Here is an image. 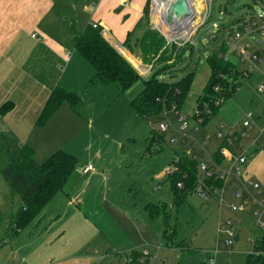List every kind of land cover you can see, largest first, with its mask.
Returning <instances> with one entry per match:
<instances>
[{
    "label": "rangeland",
    "instance_id": "1",
    "mask_svg": "<svg viewBox=\"0 0 264 264\" xmlns=\"http://www.w3.org/2000/svg\"><path fill=\"white\" fill-rule=\"evenodd\" d=\"M240 2L248 6H240ZM211 8L208 19L226 17L229 20L258 10L259 2L212 0ZM87 12H83V17ZM79 23L76 19L73 25L78 32L82 29ZM222 23L226 22L222 20ZM213 30L208 22L201 25L192 36L194 41L190 48L177 56L172 70L163 71L159 76L161 80L175 81L195 71L192 88L182 105L183 111L189 114L194 112L195 98L209 74L205 58L224 36L223 29L215 30L213 40ZM24 40L27 43L31 39L25 35ZM122 46L127 50L126 56L131 64H150L143 62L134 40L130 43L134 48L131 52L126 45ZM255 46V52L262 56L260 52L264 49V42ZM67 47V54L70 57L74 55L71 62H63L56 71L59 74L56 81L58 85L64 83L68 88H74L72 91L77 95L76 103L71 106L63 102L57 113L53 116L55 111L43 125L36 123V117H31L30 108V118L33 119L28 120V126H15L13 132L18 136H13V139L16 143L27 139L26 143L33 147V157L37 162H42L50 153L63 148L77 156L78 165L62 189L45 204L30 225L8 240L5 219L15 211L20 198L11 191L0 173V238L5 240L0 246V264H93L112 259L110 256L101 258L109 251H122L145 244L150 247L155 244L162 246L171 261H179L184 253V259L191 257L195 261L199 260L198 264L206 263V255L216 244L221 251L215 255L214 264H243L244 256L253 249L247 237L258 238L262 232L253 224L250 207L230 209L229 201L239 204V200L230 193L223 196L221 205L215 197L203 200L194 193L188 194L178 206L175 205L166 168L174 152H180L183 144L171 142L169 137L172 132L169 131L164 135L159 151L145 153L147 138L152 130H157L158 121L138 115L131 110L129 103L142 89V78L147 77L149 72L145 76L140 74L141 78L124 92L114 84L89 81L94 74L93 68L75 52L72 42L68 41ZM73 56L81 62L77 68L86 75L82 83L75 79L77 74L74 72L76 67L72 65ZM230 59L237 67L247 65L238 61L233 54ZM256 64L259 65V62ZM260 78L259 70L253 68L249 77L241 80L238 90L209 122L200 124L189 135H194L196 139L204 135L213 136L220 122L237 121L246 111L256 110L261 99L253 87ZM13 83L11 81L10 85ZM0 121L1 136L6 132L2 119ZM195 123L192 122V125ZM215 140L210 141L209 149L216 148L219 141ZM250 160L251 169L254 170L252 173L262 174L264 149L255 152ZM89 162L93 169L87 173L80 171V167ZM151 202L165 207L168 226L174 229L171 238L173 244L171 248H165L167 250L163 246L166 238L161 236L164 228L161 215L150 217L144 208L145 204ZM227 216L240 221L238 239L230 254L215 240L217 223Z\"/></svg>",
    "mask_w": 264,
    "mask_h": 264
},
{
    "label": "trees",
    "instance_id": "2",
    "mask_svg": "<svg viewBox=\"0 0 264 264\" xmlns=\"http://www.w3.org/2000/svg\"><path fill=\"white\" fill-rule=\"evenodd\" d=\"M254 1L261 2L262 0ZM239 5L246 4L240 2ZM143 9V15L126 33L122 44L126 45L131 52L134 48L130 46V43L131 40H134L141 59L144 63H150L151 68L147 77L142 78V89L130 100L129 105L132 111L145 119H158L163 108L170 109L174 105L176 109H182L185 98L192 88L195 71L192 70L175 81H165L159 78L163 71L172 70L177 56L183 50L189 49L191 45L168 47L166 39L149 24L148 0L145 1ZM225 9L227 11V8ZM254 12L238 15L228 21H226V17H210L209 19L219 20L220 25L216 32L223 29L224 36L205 58L209 74L200 93L195 98V109L198 113H192V118L198 119L201 125L209 122L211 117L238 90L242 83L241 80L247 78L243 76L242 70L232 60L225 59L222 55L226 53L225 39L231 34V29L236 25L240 27V22H243L246 17H251ZM222 20L226 23L223 24ZM138 31H142V33L138 34ZM214 37V35L211 36L213 40ZM72 42L77 53L93 68L94 74L89 81L114 84L119 86L120 90L125 91L141 78L134 65L102 35L100 27H93L90 23H86L79 33L73 34ZM260 53L264 57V49ZM52 88L36 116L37 124L43 125L63 102H68L72 106L77 101V95L73 91L66 90L59 85ZM12 106L10 101L0 103V114H5L11 110ZM206 110L209 112L207 113ZM165 134V131L152 130L146 141L145 153L159 151ZM240 139L242 137L238 132L233 133L232 140H235V143H238ZM223 141L222 144H225ZM33 154V149L29 145L12 142L11 137L7 134L0 136V173L9 184L11 191L18 194L20 198V203L15 211L9 213L5 219L7 240L30 225V222L42 211L45 204L62 189L69 175L78 165L77 156L63 148L50 153L42 162H37ZM211 156L217 162L223 160L218 150L214 151ZM178 160L174 164L175 170L166 173L170 182V190L173 193L174 204L177 206L188 194L194 192L199 175L197 159L181 156ZM212 180L214 184L221 185L220 180L211 178L210 182ZM180 181H182V186L178 188L177 183ZM144 208L150 217L161 215L164 221L161 236L166 238V246L172 245L171 238L174 236V229H170L168 226V214L165 207L151 202L145 204ZM4 241L1 237L0 246ZM252 248L253 251L244 256L243 264H264V230L254 241ZM183 256L184 253L175 264L200 263L199 260L195 261L191 257L189 259L187 254L186 259Z\"/></svg>",
    "mask_w": 264,
    "mask_h": 264
},
{
    "label": "built area",
    "instance_id": "3",
    "mask_svg": "<svg viewBox=\"0 0 264 264\" xmlns=\"http://www.w3.org/2000/svg\"><path fill=\"white\" fill-rule=\"evenodd\" d=\"M96 1L91 0L92 5ZM173 1L175 0H148L149 24L166 39L168 47L192 45L194 32L201 25H206V22L214 28L211 36L215 34L220 22L219 20L208 19L212 11V0H185L189 13L182 16L173 14L171 21H167V8ZM90 24L93 27H99L96 22L91 21ZM238 27V25L233 27L231 34L226 37L227 50L222 56L225 59H230V55L235 54L238 61L247 64L243 68L239 67L244 77H249L253 68L259 70L261 78L253 90L261 99L262 109L258 111L248 110L243 113L237 126L236 124L219 123L213 136L204 135L198 142H195V138H192L189 132L198 128L200 125L198 119H193L192 114L184 112L183 109H176L172 105L170 109L163 108L161 111L160 117L157 119V130L166 133L171 131L169 140L183 144L180 152L173 154L166 168V173L175 170L174 164L179 161L181 156L197 159L199 175L193 193L203 200L215 197L220 205L223 202V196L230 193L231 196L239 200V204L229 201V208L242 210L244 207H250L254 226L264 230V179L254 177L248 171V164L252 155L264 149V57L255 52V45L264 42V3L259 2L258 10L251 17H246L243 22H240V27ZM101 33L108 41H111L105 30H101ZM34 36L36 33H32V37ZM116 46L121 52L123 47L118 44ZM256 62H259V65ZM134 67L142 76H145L150 72L151 66L137 62ZM215 89L217 90L218 87L216 86ZM206 112L208 113L209 110ZM194 113L196 114L198 111L195 109ZM192 122L197 124L191 125ZM235 132H238L242 137L238 143L232 140V135ZM212 139L219 141L213 150L208 148ZM222 140L225 144H222ZM216 150L223 158L220 162L215 161L211 156ZM91 169H93V165L90 162L80 167V171L83 173H87ZM211 178L220 180L221 185L214 184L213 180L210 182ZM181 186L182 181L177 183L178 188ZM239 224L240 221L231 216H227L225 220L220 219L217 223L215 240L221 243L227 254L232 252L231 248L238 239ZM256 239L255 237H247V241L252 245ZM162 248L158 244L152 245V247L145 244L141 247L122 251H109L103 254L101 258L110 256L112 259L107 260V262L96 261L93 264H174L164 258ZM220 251L221 249L214 244L210 253L206 255V263L214 264L215 255ZM252 251L253 249L249 252Z\"/></svg>",
    "mask_w": 264,
    "mask_h": 264
},
{
    "label": "crops",
    "instance_id": "4",
    "mask_svg": "<svg viewBox=\"0 0 264 264\" xmlns=\"http://www.w3.org/2000/svg\"><path fill=\"white\" fill-rule=\"evenodd\" d=\"M145 1L97 0L92 5L91 0H0V103L10 101L13 104L11 110L0 114L6 134L12 139L13 136H18L13 132V128L28 126V120L35 119L52 87L58 85L56 80L59 74L56 71L62 67L63 62H71L74 55L71 54L70 57L67 54L69 49L67 43L72 42L73 34L79 33L73 27L76 19L80 21L79 26L82 29L86 23L96 22L101 30L106 31L113 41L110 42L116 48V44L122 46L126 33L143 15ZM83 10L88 11L84 17ZM32 33H36V36L32 37ZM25 35L31 39L27 43L24 40ZM75 52L77 53L76 50ZM120 53L124 56L128 54L124 47ZM72 65L76 67L75 79L82 83L86 75L83 70L77 68L81 66V62L74 57ZM11 81L14 82L12 85ZM59 86L68 88L64 83ZM68 89L74 90L73 87ZM251 103L253 104L252 100ZM30 108L33 118H30ZM260 109L262 102L255 111ZM220 123L237 126L239 119L230 123L226 121ZM217 127L218 125L216 129ZM191 136L195 138L194 135ZM13 140L15 142V139ZM198 141L199 139L195 138V142ZM17 142L29 145L33 149L26 143L27 139ZM250 161L249 173L263 180L264 172L258 175L252 173L254 170L251 169ZM163 246L164 250L171 248V245ZM162 255L167 261H171L168 253L165 254L163 251Z\"/></svg>",
    "mask_w": 264,
    "mask_h": 264
},
{
    "label": "water",
    "instance_id": "5",
    "mask_svg": "<svg viewBox=\"0 0 264 264\" xmlns=\"http://www.w3.org/2000/svg\"><path fill=\"white\" fill-rule=\"evenodd\" d=\"M167 9V21H171V17L173 14L182 16L189 13L185 0H175L169 4V7Z\"/></svg>",
    "mask_w": 264,
    "mask_h": 264
}]
</instances>
